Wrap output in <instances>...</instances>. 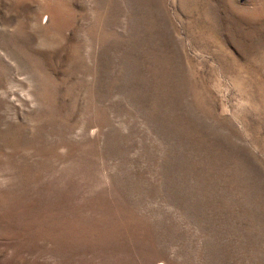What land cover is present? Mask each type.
I'll return each mask as SVG.
<instances>
[{"label": "rangeland", "instance_id": "374dc122", "mask_svg": "<svg viewBox=\"0 0 264 264\" xmlns=\"http://www.w3.org/2000/svg\"><path fill=\"white\" fill-rule=\"evenodd\" d=\"M0 264H264V0H0Z\"/></svg>", "mask_w": 264, "mask_h": 264}]
</instances>
